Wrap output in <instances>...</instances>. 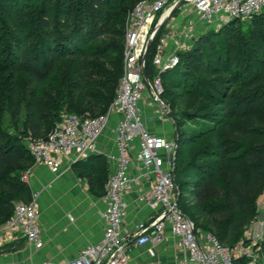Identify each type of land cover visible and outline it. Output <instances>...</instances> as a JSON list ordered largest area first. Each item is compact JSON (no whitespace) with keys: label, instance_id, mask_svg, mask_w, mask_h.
I'll return each instance as SVG.
<instances>
[{"label":"trees","instance_id":"16d2710c","mask_svg":"<svg viewBox=\"0 0 264 264\" xmlns=\"http://www.w3.org/2000/svg\"><path fill=\"white\" fill-rule=\"evenodd\" d=\"M57 2L53 14L42 6L31 16L32 30L1 6L15 31L0 26L7 51L1 61L0 107L6 99L17 118L23 104L35 137L49 132V124L59 120L66 105L80 115L106 112L123 71V34L114 50L118 56L108 54L114 33L104 22L105 0ZM263 13L251 17L256 20L252 30L248 19H234L201 32L188 51V61L173 68L180 81H170L182 90L188 106L184 115L207 125L198 132L199 145L189 151V158L180 164L176 160L179 206L183 197L194 203L191 214L180 207L198 228L224 243L244 237L258 216L256 203L264 190V19L257 17ZM152 51L155 43L148 55ZM33 162L26 143L7 131L0 119V223L12 215L17 201L32 199L23 173ZM99 166L103 171L92 176L98 185L108 176L106 165ZM262 252L264 256V248Z\"/></svg>","mask_w":264,"mask_h":264},{"label":"built area","instance_id":"2783aa9c","mask_svg":"<svg viewBox=\"0 0 264 264\" xmlns=\"http://www.w3.org/2000/svg\"><path fill=\"white\" fill-rule=\"evenodd\" d=\"M138 0L127 16L123 71L109 109L101 114L65 113L43 136H30L25 142L35 163L58 171L66 156L72 153L87 156L98 151L100 135L116 114L114 131L115 166L106 179L105 222L100 241L82 248L65 264H134L127 244L158 241L169 225L176 244L185 250L183 264H236L240 249L224 243L216 234L204 232L179 206L180 190L176 179V157L172 155L174 135L150 128L145 110L153 121L162 122L168 115L162 98V73L179 62L178 50L167 49L171 31L161 34L164 27L179 32L185 38L197 24L214 21L246 20L264 12V0ZM179 4V5H178ZM168 21L159 24L174 7ZM189 17L187 22H184ZM184 24V26H183ZM154 36L153 65L157 75L151 78L144 53L148 40ZM151 45V46H152ZM146 74H145V73ZM144 102V105H143ZM169 106V105H168ZM170 107V106H169ZM176 170V169H175ZM30 170L23 175L25 180ZM137 192V201L155 211L136 222L134 231L124 230L128 196ZM33 194L30 201H17L12 215L0 223V239L25 237L34 248L44 245L39 208ZM264 236V230L259 234ZM149 252L155 255L151 247ZM32 264H55L52 261ZM147 264H156L150 260Z\"/></svg>","mask_w":264,"mask_h":264},{"label":"crops","instance_id":"0c3cea01","mask_svg":"<svg viewBox=\"0 0 264 264\" xmlns=\"http://www.w3.org/2000/svg\"><path fill=\"white\" fill-rule=\"evenodd\" d=\"M167 49H173L170 41ZM144 115L152 130L171 134L168 129L170 122L165 120L155 123L149 110H145ZM117 118L116 114L111 116L107 128L98 139L96 153L78 156L74 152L65 157L58 171L33 162L25 181L32 188L33 194H37L44 245L34 248L25 237L5 241L0 239V246L14 250L3 255L0 253V264H32L44 261L65 264L82 248L101 240L105 227L102 211L106 205V179L104 184L98 185L92 183V176L100 175L99 172L103 171L99 166L101 162L106 165L107 175L115 166L114 131ZM26 172L27 170L23 175ZM128 197L124 230L132 233L137 221L148 218L155 211L137 201V192L130 193ZM257 202L258 216L245 231L250 236H258L264 229V190ZM23 242H27L24 247L21 246ZM151 247L155 250L154 256L149 252ZM127 251L134 264H147L150 260H155L156 264H183L186 256L185 250L176 244L169 225L158 241L143 245L130 241Z\"/></svg>","mask_w":264,"mask_h":264},{"label":"rangeland","instance_id":"374dc122","mask_svg":"<svg viewBox=\"0 0 264 264\" xmlns=\"http://www.w3.org/2000/svg\"><path fill=\"white\" fill-rule=\"evenodd\" d=\"M64 1V0H60ZM115 4L110 5L109 0H105L106 7L102 8V13L105 17V23L108 27V29L113 32L114 34L110 35L109 41L111 42V49L108 54L113 56H118L114 50L119 45V36L121 37V34H123L124 37V30L126 26L127 16L133 6L138 2V0H114ZM57 0H17L16 4H13V0H0V26L6 25L10 32H13L14 34V26L12 21L10 20L9 16L3 11L2 5L8 7V11L12 14L13 19L16 21H26L28 22V25L25 27L29 30H32L33 27L31 23L29 22L31 19V16L35 14V12L41 8L42 6L48 7L49 12L51 14L54 13V6L57 5ZM35 4L36 8L32 9L31 5ZM64 7V6H63ZM65 8V7H64ZM66 16V14H61L60 17L63 18ZM258 18L264 19V13L262 15L257 16ZM246 20L250 24V30L252 28L256 27V20L255 18H247ZM189 20V17L186 18L184 22H187ZM11 21V22H10ZM8 24V25H7ZM222 21H214V22H208V23H200L197 24V27L194 29L193 33L187 38H185L184 35L180 34L179 32H174L167 27L161 31V34L170 32L172 33V37L170 39L171 45L173 46V49L176 47L178 50V56H179V62L177 63H184L188 61L187 55L188 51L193 47L194 43L196 42L197 38L199 37V34L204 31H209L213 28H218L221 26ZM239 23L236 22L235 27L232 29L233 32L237 31ZM184 26V24H183ZM220 28V27H219ZM96 45L97 42H94ZM123 44V43H122ZM121 44V45H122ZM5 44L0 41V70L3 68V65L1 63L3 57L7 55V51L5 49ZM37 54L35 53L34 56ZM152 56L153 51L149 53L148 55V70L151 71V78L154 79V77L157 75V67L153 65L152 62ZM39 60L41 61L42 58L39 57ZM162 87H163V94L162 98L163 100L170 106V108L174 109L175 112V120L171 119L169 115L165 117V120L163 122H170V126L168 129L170 130L171 135H174L178 137L179 139V149L176 154V160L180 164L181 160L188 159L189 158V151L193 150L196 146L199 145L197 142V134L198 132L204 130L207 128V125L203 123L204 121L202 119H189V114H187L183 111L188 110V106L184 104V99L181 98V88L178 86H174L170 83L171 80L177 79L179 74H177L176 69H170L165 71L162 75ZM25 75L20 73L19 79L23 81ZM180 84V83H179ZM0 119L5 125V129L11 133L18 134L23 142H26L28 138H30V131L28 129L27 121H26V111L24 109V105L22 104L20 114L17 118H13L12 113L9 109L8 102L5 99L2 103V106L0 107ZM109 109V107L106 109V111ZM73 109H70L69 105H66L64 109L61 111L59 120L63 118V115L65 113H75L73 112ZM105 111H99V112H87V115H97L101 114ZM57 120V121H59ZM51 122L49 124L48 131L55 125L57 122ZM157 123V122H156ZM167 128V127H166ZM176 148V147H175ZM175 148L172 152V155L175 156ZM181 207H183L189 214H191V210H193L194 203H189L184 201V197L181 200ZM256 208H258V202L256 203ZM262 227V226H259ZM260 230V228H259ZM264 230V229H263ZM263 241L264 236L260 237L258 236H250L249 232L245 233L244 237L238 239L235 242H227V244H230L231 246L238 247L240 249V256L237 259V264H264V256H263ZM27 242H23L21 244L22 247L26 246ZM14 250H12L9 247H2L0 246V253L1 255L10 253Z\"/></svg>","mask_w":264,"mask_h":264},{"label":"water","instance_id":"95a60500","mask_svg":"<svg viewBox=\"0 0 264 264\" xmlns=\"http://www.w3.org/2000/svg\"><path fill=\"white\" fill-rule=\"evenodd\" d=\"M181 2H182V0L179 2V4H180ZM179 4H178V5H179ZM178 5H177L176 7H174V9H173L169 14H167V15L164 17V19L162 20V22L159 24L158 28L162 27V26L168 21L170 14H171L174 10L177 9ZM153 40H154V36H151V37L149 38V40H148V43H147V46H146V50H145V53H144V56H143L144 59H147V55H148L149 49H150V47H151V45H152V43H153ZM144 73H145V72H144ZM145 74H146V73H145ZM164 108L166 109V111H167L168 115L171 117V119L175 120V115H174L172 109H171L168 105H166V104H164ZM175 142H176L175 157H176V154H177L178 149H179V139H178L177 136H175ZM175 169H176V166H175V168H174V172H175Z\"/></svg>","mask_w":264,"mask_h":264}]
</instances>
